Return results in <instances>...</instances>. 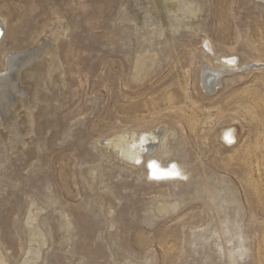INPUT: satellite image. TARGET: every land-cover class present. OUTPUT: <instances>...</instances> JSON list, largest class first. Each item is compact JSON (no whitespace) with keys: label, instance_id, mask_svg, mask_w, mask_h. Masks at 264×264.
<instances>
[{"label":"rangeland","instance_id":"1","mask_svg":"<svg viewBox=\"0 0 264 264\" xmlns=\"http://www.w3.org/2000/svg\"><path fill=\"white\" fill-rule=\"evenodd\" d=\"M161 2L0 0L6 24L21 28L20 42L0 45V59L16 42L20 53L32 48L55 12L64 29L50 37L51 55L19 70L32 114L18 100L11 117L24 144H11L0 120V256L7 264L37 248L30 264H264V67L225 73L213 92L199 85L207 43L243 65L264 64L263 5L198 0V15L173 33ZM144 48L157 53V65L135 80ZM161 124L176 130L192 169L175 185L145 180L139 166L100 143L116 131ZM227 126L235 129L231 145L220 137ZM167 202L175 206L159 211ZM36 208L37 223H27ZM38 234L42 242H33ZM239 244L243 255L230 257Z\"/></svg>","mask_w":264,"mask_h":264},{"label":"bare ground","instance_id":"2","mask_svg":"<svg viewBox=\"0 0 264 264\" xmlns=\"http://www.w3.org/2000/svg\"><path fill=\"white\" fill-rule=\"evenodd\" d=\"M197 1L195 2L194 0H162L161 2L162 8L164 9L165 14L168 18L167 21L169 20V25L166 23L169 26L167 28H170L171 32L173 33L178 32L180 30L179 28L181 26V22L184 18L195 16L200 11L201 6L199 5ZM260 2L263 5V15H264V0H260ZM49 18L45 22V24L41 26L42 28L39 30V32H37V35H35L32 48H30L28 51L20 53L19 50H21L23 46L18 44L21 41L20 37L18 38L19 40H17L16 37L21 34V30H20L21 28L19 29L18 26L13 27L11 25L10 26L7 25L5 22L6 17L0 14V45L3 43L5 38L12 39V43H14L15 41H19V42H16V44H11L12 45L11 47L2 50L1 52L2 57L0 59V120L3 123V127H6L5 129H8V133L10 135L9 139H10L11 144H16L19 142L21 144L22 143L24 144L23 142L24 136H22L20 131H18L14 119H12L11 117V109H12V106L14 105V102L21 101L20 103L24 105L27 112L29 114H32L31 113L32 109L29 106H27L29 104L27 103V99L29 95L28 90L22 87L19 82V75H18L19 70L23 68L24 66L30 64L34 60L40 57L42 58L43 55H48V54L51 55L52 54L51 46L54 43V41L50 42V37L56 40L57 35L61 34L62 30H64L60 26L62 18L61 16H59L58 13L56 12L53 13V17L50 19ZM58 26H60V30L57 29ZM185 26L188 28L190 25L189 26L185 25ZM1 31H2V35H1ZM142 34H144V32ZM155 34H157L158 37H162L163 29L160 28L159 30H157ZM45 37H47L49 40L45 39ZM146 39L148 40V38L144 37V40ZM206 46L208 50L210 51L209 55L207 54L209 56L210 61L203 57L205 61H207L206 63L207 65L201 66L200 68L201 70H199V75H200L199 85H201V88L205 92L215 91V88L220 84L221 79L225 73L234 74L239 71L257 69V68H260L261 66L264 67V64L258 61H250V64L243 65L240 63L236 55L225 53V52L222 54H216L212 49V45H209L207 43ZM155 62H157V53L154 50L152 51V50L145 49V50L140 51L135 57L134 79L141 80L145 78L148 74L147 70ZM155 64L157 65V63ZM54 67L58 68L59 66H55L52 63L50 65V68H54ZM116 132L110 137L104 138L102 141H100V143L110 148L117 157L120 156L123 160L127 161L128 163L132 162L133 165L139 166L140 170L143 172L142 174L145 180L150 181L153 184L171 183L175 185V184L181 183L183 179H186L188 174L192 171L191 166H189L184 159V155L182 152V141H180V138L178 137L179 135H177L178 133L176 132L175 129L170 128L167 125L161 124L158 127L145 128L142 130H136V129L126 130L125 129V130H120L117 133ZM234 132H235V129L234 127H231V126H227L221 130L220 137L226 145L228 144L231 145L232 143H234L235 141ZM214 187H217V186H214ZM219 191L221 190L219 189ZM207 194L209 195L210 193H207ZM214 197L215 196H213L212 194L211 198H214ZM220 200L222 201V199ZM174 206H175V203L169 204L167 202V203H163L160 207H158V209L161 212H166L170 207L172 209ZM37 209L38 208H36V210ZM38 210L40 211V209ZM38 210L34 213H32L33 212L32 210V212L29 213L28 217H26L27 223L31 224L32 222H36V216L38 214ZM64 217L66 216L64 215ZM62 225L68 226L70 225V222L64 218ZM33 226L38 228L37 225H33ZM39 237L43 238L42 235L38 234V237H34L32 241L33 242L35 240L39 241L40 240ZM239 238L241 239V236H239ZM40 241L42 242V240ZM245 250H246V247L242 244H239L236 248V251H234L233 249H229L228 255L230 257L232 256L241 257L243 253L245 252ZM28 253H29V256L24 258L19 264H30L31 260L37 259L40 253L39 248H37L36 250H32V251L29 250ZM129 262L131 264V261ZM229 262L232 263L234 262V260L229 259ZM0 264H7L2 259L1 256H0Z\"/></svg>","mask_w":264,"mask_h":264}]
</instances>
